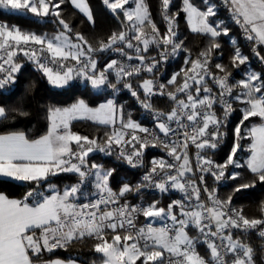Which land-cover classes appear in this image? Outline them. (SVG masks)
Segmentation results:
<instances>
[{"label":"snow or ice","instance_id":"snow-or-ice-1","mask_svg":"<svg viewBox=\"0 0 264 264\" xmlns=\"http://www.w3.org/2000/svg\"><path fill=\"white\" fill-rule=\"evenodd\" d=\"M66 2L94 25L87 0H0V11L31 14L37 20L51 17V22L58 25L53 33L38 34L0 22V90L16 82L15 74L22 67L17 57L22 55L56 88L78 81L95 90L107 87L119 92L118 85H122L153 114L154 128L142 126L130 114L126 118L124 107L115 99L97 107L79 99L68 107H50L48 130L38 138L24 131H0V177L35 184L21 199L0 193V264H78L72 259L43 257L57 249L67 250L73 242L85 238L95 241L92 251L99 254L92 264H257V249L242 237L255 232L264 238V202L260 217H248L243 208L232 206L231 194L221 199L218 190L205 181L206 176L217 184L225 178L240 181L233 192L255 187L257 182L264 184V74L247 71L241 79L230 82L228 67L212 64V54L221 48L218 38L229 36L230 31L222 20L212 19L218 15L217 5L209 0H201V4L181 0L179 10L170 11L173 0H160L165 24L161 33L147 0H103L118 20L121 15L124 19L118 31L106 40L99 39L93 47L62 17ZM223 3L244 38L252 43L254 55L264 62V0ZM180 12L185 14L190 32L207 39L195 58L179 36ZM230 44L231 66L239 68L249 63L236 39ZM153 46L159 49V60L145 55ZM107 52L118 53L121 59H110L98 67L96 55ZM181 52L186 54L184 67L165 82L158 80L157 65ZM142 72L149 75L141 77ZM135 77H140L138 88L143 100L130 82L129 78ZM237 88L240 91L233 95ZM157 95L167 96L172 102L170 111L154 108L151 98ZM236 102L244 105L242 120L234 130L236 143L227 159L217 163L207 151L215 150L223 139L221 129ZM215 105L222 109V117L217 116ZM14 114L28 115L0 105V125L13 119ZM253 117L261 123L242 136L243 122ZM73 121H90L106 131L103 137L90 138L74 133ZM244 138L251 141V155L242 163L237 152ZM190 146L196 149L195 168ZM149 147H160L170 160L152 159L139 183L122 182L118 191L110 184L115 169L88 159L94 152L106 156L115 152L131 167H142ZM229 167H246L253 178L244 179L236 171L228 173ZM59 173H73L77 182L63 190L54 184H48L47 191L41 189L42 181ZM142 189H155L161 194L177 191L182 198L166 207L160 206L159 200L130 204L127 195ZM201 191L205 199H201ZM141 216L146 223L138 226ZM157 220L162 226H154ZM192 230L196 235H189ZM200 244L206 246L205 254L198 251ZM260 252L264 257V248Z\"/></svg>","mask_w":264,"mask_h":264},{"label":"trees","instance_id":"trees-1","mask_svg":"<svg viewBox=\"0 0 264 264\" xmlns=\"http://www.w3.org/2000/svg\"><path fill=\"white\" fill-rule=\"evenodd\" d=\"M215 3L213 0H210ZM94 17V25L90 23L85 16H83L78 10H76L70 3H64L62 5V17L70 23V26L74 31L80 32L86 36V38L92 43L93 47L97 46L99 39H107L112 32L120 29V20H118L107 7L103 4V0H87ZM195 3L201 4V0H194ZM149 10L152 14L154 22H156L158 28L160 27V0H147ZM216 4V3H215ZM217 5V4H216ZM181 6V0H176L174 10H179ZM203 7V5H201ZM218 15L214 17V20H222L224 25L229 28V36L219 37L221 48L216 50L212 54V64L223 63L226 65L230 72H235V68L231 66L230 56L233 52V47L230 44L231 39H236L241 51L244 55L249 57V63L241 65L240 72H235V79L239 80L247 71H254L264 74V62H261L258 57L251 53L250 48L253 47L251 42H247L242 37L243 32L239 27H234L229 19L228 7L223 9L217 5ZM54 18H47L45 20H37L31 14L21 13H9L0 11V22H7L9 25H18L21 29L26 31H33L36 33H53L56 31L58 25L52 23ZM179 21V36L184 38L185 45L191 49L192 56L195 58L197 53L204 48L207 43V39L202 36H198L190 32L187 25L185 14L180 12L178 17ZM223 53V55H219ZM261 55H264V50L261 51ZM186 54L180 53L178 61L170 68L167 76L170 77L173 73L179 72L184 67V59ZM17 60L22 64V67L18 73H16V82L10 86H7L4 91H0V105L18 108L28 113L27 116H19L14 114V118L10 119L4 125H0V131H24L31 138H38L45 134L49 127V121L47 119L48 109L50 107H68L75 103L79 99H84L90 106L97 107L99 104L105 103L109 99H115L118 105L124 107L125 117L129 114L133 119L137 118L135 113L134 103L127 100L124 95L113 92L111 88L109 91L104 90L95 91L90 85L82 86L75 82H71L65 88H56L50 85L45 77L36 70L35 66L27 61L26 58L17 57ZM101 67V65H99ZM217 71L216 69H212ZM112 79V78H111ZM179 80V78H178ZM240 90L234 89L233 95H236ZM152 103L156 105V100H152ZM158 106L167 110V107L162 104ZM244 105L236 102L232 113L227 117L225 126L222 128V132L225 133L223 139L220 141L218 147L215 150L207 151L214 160L219 163H223L236 143L235 128L240 125L242 120L241 108ZM217 116L222 117L223 112H217ZM261 121L257 117H253L248 121H244L241 126V135L244 136L249 128L253 125L260 124ZM71 130L74 133L86 135L91 137L99 136L103 137L106 128L104 126L96 125L90 121H74L71 126ZM240 150L237 152V157L243 163L250 157L248 147L251 141L247 138L241 139ZM154 155L151 153L148 156L150 160ZM90 162H96L103 164L105 168L115 169L113 176L110 180V184L114 190H119L122 182H131L133 184L139 183L143 170H131L125 167L122 163L112 159H104L100 156H93L89 159ZM228 173L233 171L240 172L244 179H252L253 174L245 167L240 169H234L229 167ZM198 175V173H197ZM207 185L212 188L214 186L209 176L205 177ZM77 182L75 174L59 173L58 175L51 176L47 181L41 182V189L47 191L48 184H54L58 189L63 190L65 186L72 185ZM240 181L228 180L227 184L220 187L219 197L226 199L230 194L232 196V206L236 208H243L244 214L248 217H260V205L264 202V184L257 182L255 187L244 189L240 192H233V186ZM35 187L32 182L17 183L11 180L0 179V193L6 194L10 198H23L24 194L31 188ZM142 198L144 203L151 202L153 200H159L160 206H167L171 201V196H151V195H139V193L128 194L126 199L130 201H137ZM142 222H145V218H141ZM189 233L196 235L192 230ZM255 249H257V264H264V257H262L260 249L264 248V238L259 237L256 233H249L247 236H243ZM95 243L93 239L87 238L83 241L73 242L67 250L58 249L53 253H45L44 259L60 258L62 260H76L82 264H92L93 260L99 259V254L92 251V246ZM198 251L201 254L206 253V247L198 245ZM139 264V262H138Z\"/></svg>","mask_w":264,"mask_h":264},{"label":"built area","instance_id":"built-area-1","mask_svg":"<svg viewBox=\"0 0 264 264\" xmlns=\"http://www.w3.org/2000/svg\"><path fill=\"white\" fill-rule=\"evenodd\" d=\"M213 1L219 7L223 8V9L227 8V6L224 5L223 0H213ZM175 3H176V0H173V6L170 8V11H175L174 10ZM159 16H160V9H159ZM229 19H230L231 24L234 27H239V25H237L231 19L230 14H229ZM178 26H179V21H178ZM159 29H160L161 33H163L165 31V24H164V21L162 20L161 16H160V27H159ZM242 37L244 38V34L242 35ZM247 42H249V41H247ZM252 48L253 47L250 48L251 53H253ZM145 55L147 57H155L157 60L160 59V57H159V49L155 48L154 46L153 47H150L148 53H145ZM179 56H180V54L177 55V56H175V57H169V59L166 62L161 61V63L157 65V68L159 69V71H158V74H157V77L156 78L158 80H160L161 82H165L168 78L171 77V76L170 77L167 76L168 71L178 61ZM18 57H23V56L21 55V56H18ZM96 58L99 61L98 67H99V65H101V67H102L110 59H121V57L119 56V54L118 53H115V52L98 53L96 55ZM132 63H136V61H133ZM240 71H241L240 67L239 68H235V72L236 73L237 72H240ZM235 72H233V73L231 72V76L229 77V81L230 82L234 81V79H235ZM0 75H3V74L0 73ZM148 75H149L148 73H143V72L141 73V77H147ZM111 78L114 80V77H110V79ZM129 79H130V82L133 85V88L140 93V99L143 100L144 99V95H143L142 91L138 88V83H139L140 77L129 78ZM73 82H75L77 84H80L82 86H87V84H85V83H80L78 81H73ZM178 82H179V80H178ZM118 87L120 88V91L118 92V94L124 95L127 100H130V101H132L134 103V108H135L134 111H135V113L137 115V118L136 119H133L132 117L131 118L133 120L139 122L144 127H148L150 129L151 128H154L155 120H154L153 114L151 112L146 111L145 109H143L141 107L140 103L138 102V100L135 97H133L131 95V93L127 89L123 88L122 85H118ZM209 87H212L214 89V91H215L214 85H212L211 82H209ZM4 90L5 89L0 90V91H4ZM102 90H104L105 92H107V91H109V88L106 87V88H104ZM153 99L156 100V105H154L152 103L155 109H158V110H160L162 112H168V111H170V109L172 107V102L167 98V96H159V95L153 96L151 98V102H152ZM158 104L165 105L167 107V110L161 109L158 106ZM234 104L235 103H233V108H234ZM214 107H215L216 114L219 111L222 112V109L220 108L219 105H215ZM221 131H222V129H221ZM140 135H143V134H140ZM150 153L152 155H154V157H152L150 160H148V156H149ZM195 153H196V149L193 146H190L189 147V155H190V157H191V159L193 161L194 168H195ZM93 156H100V157H102L104 159H112V158H114L116 161L122 163L128 169H131V170H143L142 177H143V175H145L147 173L148 169L151 167V163L150 162H151L152 159L164 157L165 159H169L170 160V158L166 156V152L164 150H162L160 147H156V148L149 147L148 149H146L145 152H144V157H143V166L142 167H136V168H133L130 165H128L126 163V161H124L122 159H118L115 152L111 156H106L103 153H96V152H94V153L90 154V156L88 157V159H90ZM214 161H216V160H214ZM217 163H219V162H217ZM227 172H228V170H227ZM70 174H73V173H70ZM209 177H210V179L212 180V182L214 184L213 187H215L218 190L217 191V195L219 196V189H220V187H222L225 184H227V182H228L227 178H225V180H222L221 182H219L217 184L213 180V178L211 176H209ZM197 183H199V181H197ZM139 195H151V196H156V197L171 196L172 198H171L170 203L173 200H178V199H181L182 198V194L179 193V192H177V191H171V192L166 193V194H161V193H159L155 189H142L141 192L139 193ZM201 199H205V194H204L203 191H201ZM127 201L130 204H142V203H144L143 200H142V198H140L137 201H130V200H127ZM141 218H142V216L137 220V225L138 226H142L143 224H145V222H142L141 221ZM154 226L159 227L160 225H154ZM252 233H255V232H252ZM85 239H87V238H85ZM201 245H203V244H201Z\"/></svg>","mask_w":264,"mask_h":264},{"label":"crops","instance_id":"crops-1","mask_svg":"<svg viewBox=\"0 0 264 264\" xmlns=\"http://www.w3.org/2000/svg\"><path fill=\"white\" fill-rule=\"evenodd\" d=\"M209 2H211L210 0H209ZM212 3V2H211ZM129 6H131V5H129ZM76 10H78V9H76ZM79 11V10H78ZM82 14V13H81ZM83 15V14H82ZM84 16V15H83ZM120 17H122L123 18V16L121 15ZM87 19V18H86ZM124 19V18H123ZM213 19V18H212ZM91 23V22H90ZM74 122V121H73ZM49 177H51V176H49ZM0 179H6V180H11V181H14V182H17V183H27V182H21V181H15V180H13V179H11V178H4V177H0ZM145 223H146V221H145ZM154 225H159L158 223H154ZM189 235H192L191 233H189ZM78 264H82V263H80V262H78Z\"/></svg>","mask_w":264,"mask_h":264},{"label":"rangeland","instance_id":"rangeland-1","mask_svg":"<svg viewBox=\"0 0 264 264\" xmlns=\"http://www.w3.org/2000/svg\"><path fill=\"white\" fill-rule=\"evenodd\" d=\"M93 90H95V89H93ZM101 90H102V89H101ZM101 90H95V91H101ZM155 223H158L160 226H162V222L159 221V220L155 221Z\"/></svg>","mask_w":264,"mask_h":264},{"label":"water","instance_id":"water-1","mask_svg":"<svg viewBox=\"0 0 264 264\" xmlns=\"http://www.w3.org/2000/svg\"><path fill=\"white\" fill-rule=\"evenodd\" d=\"M194 167V166H193Z\"/></svg>","mask_w":264,"mask_h":264}]
</instances>
